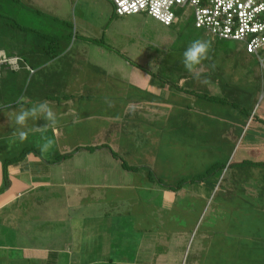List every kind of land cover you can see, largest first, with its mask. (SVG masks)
I'll list each match as a JSON object with an SVG mask.
<instances>
[{
    "label": "rangeland",
    "instance_id": "1",
    "mask_svg": "<svg viewBox=\"0 0 264 264\" xmlns=\"http://www.w3.org/2000/svg\"><path fill=\"white\" fill-rule=\"evenodd\" d=\"M0 12L12 16L17 26L35 31L32 35L27 31L28 38L57 28L66 30L74 23L77 29L85 25L89 31H97L95 27H107L100 45L97 43L103 51H89L85 54L88 58H81L77 64L84 65L86 60L105 69L108 74L104 63L108 56L127 62L136 59L144 69L150 66L155 84L163 85L165 91L160 94L159 87L153 90L140 86L136 93L126 82H116L115 78L108 80L105 76H99L104 82L101 85L93 78L92 85L96 88L89 90L80 86L83 72L78 73V80L74 78L72 84L63 83L66 75L61 60H67L74 53L70 52L53 64L44 62L41 52L36 49L37 43L43 42L39 35L35 42H31L36 45L27 46L33 51L27 52L29 57L25 60L33 65V69L38 70L39 65H43V70L32 78L25 77L23 71L7 73L3 69L1 72V160L15 158L24 149L49 158L52 149L53 154L58 149L56 142L44 155L37 146L42 135L53 139L52 126L43 134L33 129L34 124L46 123L43 118L28 122V128L32 130L23 143L13 135L19 127L14 122L15 113L21 107H30L31 102L47 100L52 104L62 100L68 92L77 91V99L72 98L75 103L71 106L83 112L102 110L103 113L116 114L129 107L131 114L128 117L135 118V122L126 124L122 131L113 129L117 125L106 121L99 123L101 130H98L97 124L81 118L78 125L64 128L61 132L65 134L62 133L61 138L117 139L113 142L115 145L110 144L111 147L114 145L113 154L117 156L123 154L121 145L124 142H134L136 138V150L129 149L136 154V179L132 178L136 181V188L162 184L178 190L172 212L164 214L153 210L155 221L150 218L144 223L161 240L155 244L153 252L144 248L137 252L138 241L140 246L144 245L143 236H140L144 225H140V232L136 231V261L147 264L148 260L151 264L148 257L162 253V264H264V92L260 83L262 71L254 55H245L241 43L213 39L204 30L195 28L193 17L185 18L189 10H185V14L178 11L181 18L171 27L143 14L119 16L110 0H0ZM3 24L4 21L0 25ZM17 30L6 36L0 34V45L6 52L15 53L13 49L23 45L22 35ZM128 38L133 39L131 44ZM197 38L212 42L211 59L203 62L208 69L200 74L199 79H195L181 62L183 51ZM80 40L78 35L76 43L79 44ZM93 42L88 44L97 45ZM123 45L127 48L132 45L135 56L130 50L124 51ZM3 52L0 48V60ZM160 63L166 65L159 68ZM204 66L201 67L204 69ZM88 68L92 69L91 65ZM127 69L126 65L117 67L116 74ZM181 72L194 78L182 89L174 86ZM67 76H70L69 71ZM207 78L209 83L205 82ZM195 81H198V89ZM168 85H171L172 92L166 89ZM87 91L90 92L86 96L83 92ZM22 96L29 103H18ZM55 97L58 100H54ZM105 99L113 102L111 107ZM154 108L166 111L153 115ZM117 144H121L120 150L115 148ZM130 164L128 161L124 165L129 167ZM198 186H203V194L196 190ZM138 195L137 203L146 209L159 204L160 192L149 194L146 190H139ZM5 252L0 249V264H4ZM158 259H154L155 264L160 263Z\"/></svg>",
    "mask_w": 264,
    "mask_h": 264
},
{
    "label": "crops",
    "instance_id": "2",
    "mask_svg": "<svg viewBox=\"0 0 264 264\" xmlns=\"http://www.w3.org/2000/svg\"><path fill=\"white\" fill-rule=\"evenodd\" d=\"M95 28L97 31H89L88 27L82 25L77 29L76 23L72 25V28L67 27L66 30L57 28L53 33L58 36L54 39L58 42L49 48L45 46L46 43L40 42L37 43L36 49L41 52L40 57L44 59V62L49 63L50 61L51 64L65 58L70 52L74 53L67 60H61L65 69L63 73L69 78L68 80L64 76L63 83L72 84L74 78L77 79L79 76L78 73L83 72L79 80L80 86L89 90L96 88L92 85L93 78L97 79L99 85L104 83L99 76H105L108 80L115 78L116 82H126L131 89L136 90V93L140 86L145 89L150 87V89L158 90L159 86L158 83L155 84V77L150 75V66L144 69L143 65L138 63L139 60L136 62V59L127 62L108 56L104 61L108 74L105 69L92 65L86 60L84 65H78L77 61L80 62L81 58H88L85 54L89 51L98 53L103 51L98 44L100 45L107 27ZM21 35L24 36L23 45H20L19 49H13L18 53H11L10 58L14 57V59L9 64L0 65V68L7 73L23 71L25 77L32 78L35 73L43 70L41 68L43 65H39L37 70L26 62L25 58L29 57L26 56L27 52L33 51L27 46L33 47L36 44H31L32 39L24 33ZM78 35L81 36L80 45L76 43ZM88 36L92 37L95 42ZM95 36L98 38H94ZM127 41L131 44L133 39L128 38ZM88 42L98 44L94 46ZM128 46L127 48L123 45L124 51L130 50V54L133 53L132 56H135L133 46ZM76 64L77 67L74 70ZM89 65L92 69L88 68ZM123 65H126L128 69L116 74L118 72L116 68ZM165 65L160 63L159 68ZM68 71L70 76H67ZM193 79L181 74L174 86L182 89ZM158 81L161 80L158 79ZM161 86L159 87L161 88L160 94H165L163 85ZM169 86L171 85L165 87L172 92L173 89ZM198 86L197 83V89ZM88 92L90 91L83 93L87 96ZM77 93L79 92L70 91L62 100L59 98L60 101L50 104L58 120V123L52 126L53 140L58 145L55 154H53V149L49 158H44L34 152H26L23 158L7 166L9 184L0 193V249L6 250L4 264H141L136 261L135 238L136 231L140 232V225H144V232H141L143 235L140 234L143 236L144 245L140 246V241H138L137 252L141 248L146 251L151 249L153 252L155 244L161 241L155 232L153 233L151 227L148 229L149 226H145L144 223L154 218V212H151L153 210L163 211L164 214L172 212L171 206H173V199L178 190L162 184L156 187L136 188V181L132 179H136V168H134L136 167V154H132L134 151L129 150L131 147L136 150V138L134 142H124L123 145L115 146L118 150L122 146L121 156L113 154L115 145L113 142H117V139L115 141L106 140V138L75 140L65 137L62 139L63 132L61 131L68 125H78L81 118L89 119L93 125L98 126L103 121L116 124L117 128L115 126L112 128L115 127L113 129L118 132L124 130L126 124L132 125L135 122V118L128 117L131 114L129 107L123 108L116 114L109 111L103 113L102 110L89 113L83 112L82 109H75L71 104L75 103L72 98L77 99ZM115 95L116 93L111 99ZM53 99L58 100V97ZM165 111V109L159 111L154 108L153 115L164 114ZM99 128L100 126L96 127L98 130ZM83 136L85 134L81 137ZM111 142L114 144L112 147ZM1 161L0 159V184ZM128 161L132 163L129 167L124 165ZM202 187L196 188L201 194L204 192ZM139 190H146L149 194L160 192L159 204L155 203L146 209V206L137 203ZM148 246L149 249H147ZM151 256L148 257L152 261L151 264H155L154 259L158 258L160 259L158 264H162L164 254L157 253ZM149 263L150 261L147 260V264Z\"/></svg>",
    "mask_w": 264,
    "mask_h": 264
},
{
    "label": "built area",
    "instance_id": "3",
    "mask_svg": "<svg viewBox=\"0 0 264 264\" xmlns=\"http://www.w3.org/2000/svg\"><path fill=\"white\" fill-rule=\"evenodd\" d=\"M117 15L143 14L163 26H170L177 12L185 10L193 17V26L204 30L213 39L242 44L254 55L262 71L264 92V0H110ZM0 63H11L2 54Z\"/></svg>",
    "mask_w": 264,
    "mask_h": 264
},
{
    "label": "clouds",
    "instance_id": "4",
    "mask_svg": "<svg viewBox=\"0 0 264 264\" xmlns=\"http://www.w3.org/2000/svg\"><path fill=\"white\" fill-rule=\"evenodd\" d=\"M212 50V42L203 38H197L192 40L182 53V64L184 68L193 75L195 79L200 78L203 62L210 60V52ZM213 69L215 64L212 65ZM18 103H29L26 97H20ZM105 103L112 106L113 102L105 99ZM43 118L46 123L44 125H33V129L41 132L42 134L51 126H55L58 123L57 114L53 107L47 100H41L31 102V106L28 108L21 107L18 112L15 113V124L19 127L13 132V135L21 142L27 140L29 131L28 122L37 121ZM54 140L42 135L41 141L38 143V147L42 154L47 153L53 148Z\"/></svg>",
    "mask_w": 264,
    "mask_h": 264
},
{
    "label": "trees",
    "instance_id": "5",
    "mask_svg": "<svg viewBox=\"0 0 264 264\" xmlns=\"http://www.w3.org/2000/svg\"><path fill=\"white\" fill-rule=\"evenodd\" d=\"M178 15V14H177ZM181 17L178 15L177 16V18L175 19V21L176 20H179ZM4 21V24L3 25H0V34L1 33H3V34H5V36L7 35V34H10V33H13L14 31H18L17 29H19L20 30V34L21 33H24L26 36H27V34H28V32L27 31H30V35H32L31 33L32 32H35V31H33L32 29H26L25 27H22V26H20V25H18L17 26V24H14L13 22H16L15 20H14V18L11 16V17H9V16H7L6 14H4L3 15V13L2 12H0V24H1V22H3ZM174 22V21H173ZM174 23H172L171 25H173ZM40 25V24H39ZM171 25L170 26H167V27H171ZM3 26H4V28H3ZM41 26V25H40ZM54 32V30L52 31V32H47V33H45V32H40L39 34L37 33V36L35 37V38H30V39H33L32 41L31 40H29V41H31V42H35V39L40 35V37H42V39H43V42L42 43H46V47H50L51 45H53L55 42H58V41H55L54 39H55V37H58L56 34H54L53 33ZM56 32V31H55ZM29 35V34H28ZM29 35V36H30ZM43 35V36H42ZM22 37V39L24 38V36L22 35L21 36ZM45 39V40H44ZM40 40H41V38H40ZM40 40H39V42H40ZM26 41H28V39L26 38ZM45 41V42H44ZM0 48L4 51L3 53L5 54V57H11V52H6L5 51V49H4V47L3 46H1L0 45ZM243 51V53L245 54V55H251V54H248V53H246L244 50H242ZM175 63H177L176 61L175 62H172V64H175ZM0 65H5V63L4 64H0ZM202 66H204V65H202ZM201 67V66H200ZM202 68V67H201ZM208 69V67L207 66H204V69L202 68V71H201V73L202 74H204L205 72H206V70ZM0 70L2 71V69L0 68ZM182 74H183V72H181ZM209 73V72H208ZM190 75V74H189ZM0 77H1V73H0ZM206 83H209L210 81L208 80V78L206 79V81H205ZM212 82V81H211ZM260 83H261V86H262V81H260ZM207 87V86H206ZM210 97H212L211 95H210ZM27 151H25V149L20 153V155H18L17 157H15V158H11V159H8V158H5V159H3L2 161H1V184H0V193L1 192H3L5 189H6V187L8 186V184H9V180H7L8 179V172H7V166L10 164V163H12V162H14L15 160H17V159H21V158H23V156L25 155V153H26Z\"/></svg>",
    "mask_w": 264,
    "mask_h": 264
}]
</instances>
